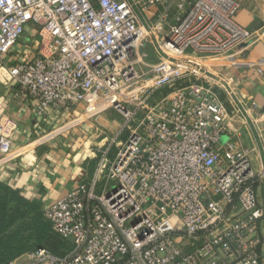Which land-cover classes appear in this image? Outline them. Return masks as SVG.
Masks as SVG:
<instances>
[{
    "label": "built area",
    "instance_id": "1",
    "mask_svg": "<svg viewBox=\"0 0 264 264\" xmlns=\"http://www.w3.org/2000/svg\"><path fill=\"white\" fill-rule=\"evenodd\" d=\"M241 5L0 0V156L13 151V106L44 121L109 100L125 118L92 172L41 208L64 254L38 247L3 264H264V160L257 170L229 137L230 120L261 108L206 64L258 36L237 22ZM149 23L163 30L153 63Z\"/></svg>",
    "mask_w": 264,
    "mask_h": 264
},
{
    "label": "crops",
    "instance_id": "2",
    "mask_svg": "<svg viewBox=\"0 0 264 264\" xmlns=\"http://www.w3.org/2000/svg\"><path fill=\"white\" fill-rule=\"evenodd\" d=\"M241 4L237 22L258 31V36L206 64L212 72L234 78L238 98L243 95L247 104L251 100L259 104L260 114L241 113L229 121V137L238 146L251 150L252 163L259 170L264 160V0H241ZM223 98L226 100L224 95ZM227 105L232 110L228 101ZM87 107L83 102L68 111H52L44 121H36L30 104L13 106L18 129L12 154L0 156V184L15 190L40 212L48 202L70 193L92 172L96 162L97 122L101 119L97 120L96 109L90 111ZM258 194L264 207V180H260Z\"/></svg>",
    "mask_w": 264,
    "mask_h": 264
},
{
    "label": "trees",
    "instance_id": "3",
    "mask_svg": "<svg viewBox=\"0 0 264 264\" xmlns=\"http://www.w3.org/2000/svg\"><path fill=\"white\" fill-rule=\"evenodd\" d=\"M65 246L35 205L0 184V264L38 247L62 255Z\"/></svg>",
    "mask_w": 264,
    "mask_h": 264
},
{
    "label": "rangeland",
    "instance_id": "4",
    "mask_svg": "<svg viewBox=\"0 0 264 264\" xmlns=\"http://www.w3.org/2000/svg\"><path fill=\"white\" fill-rule=\"evenodd\" d=\"M168 11H169L171 16L178 13V11L175 8H170ZM146 18L148 19V16H146ZM145 27L147 29V40L149 41V44H150L149 48H147V49L151 53L150 58L147 60V62L153 63L154 61L157 60V57L152 50L153 46L150 42V36H153V33H159V32H162L163 30L159 29L158 26H156L154 23L146 24ZM166 27H168V26H166ZM101 103H103V104L100 106L99 104H101ZM125 106H126V104H125ZM97 107H98V109L96 110L97 120L101 119V121L97 122V154H98V151L100 149H103L105 146H107L110 139L111 140L113 139L115 133L117 134V132L120 131V128L125 124V118L121 114V112H119L117 109L114 108V106L112 105V103L109 100L104 101V102L101 101V102L97 103ZM114 120L117 123L116 122L113 123ZM115 128H116V131H115ZM124 130L125 131L120 135L119 139L124 140L126 137L125 134H128V132H126L127 129L125 128ZM88 147L89 146L87 145V148ZM114 148L115 147H113V149ZM87 150H89V149H87ZM91 156H94V154L92 153ZM45 248H47V247H45ZM24 259H25V257L21 258L20 260H24Z\"/></svg>",
    "mask_w": 264,
    "mask_h": 264
}]
</instances>
